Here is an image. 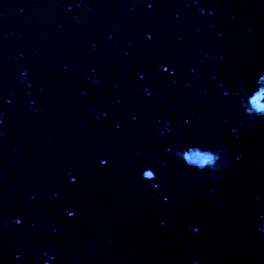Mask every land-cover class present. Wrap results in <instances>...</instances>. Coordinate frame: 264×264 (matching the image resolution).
Masks as SVG:
<instances>
[{
  "label": "water",
  "instance_id": "1",
  "mask_svg": "<svg viewBox=\"0 0 264 264\" xmlns=\"http://www.w3.org/2000/svg\"><path fill=\"white\" fill-rule=\"evenodd\" d=\"M261 112L264 0H0V264H264Z\"/></svg>",
  "mask_w": 264,
  "mask_h": 264
},
{
  "label": "clouds",
  "instance_id": "2",
  "mask_svg": "<svg viewBox=\"0 0 264 264\" xmlns=\"http://www.w3.org/2000/svg\"><path fill=\"white\" fill-rule=\"evenodd\" d=\"M254 103L257 104V107H258V108L261 107V106L259 105L258 101H254ZM260 114H264V112H261Z\"/></svg>",
  "mask_w": 264,
  "mask_h": 264
},
{
  "label": "snow or ice",
  "instance_id": "3",
  "mask_svg": "<svg viewBox=\"0 0 264 264\" xmlns=\"http://www.w3.org/2000/svg\"><path fill=\"white\" fill-rule=\"evenodd\" d=\"M149 175H151V173H148Z\"/></svg>",
  "mask_w": 264,
  "mask_h": 264
}]
</instances>
